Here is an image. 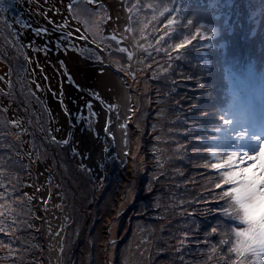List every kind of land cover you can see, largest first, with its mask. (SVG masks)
<instances>
[{
  "label": "trees",
  "instance_id": "1",
  "mask_svg": "<svg viewBox=\"0 0 264 264\" xmlns=\"http://www.w3.org/2000/svg\"><path fill=\"white\" fill-rule=\"evenodd\" d=\"M189 1L196 4H186L180 21L164 26L167 37L159 34L150 40L151 27L145 26L142 34L149 38L147 44L154 45L143 54L144 62L134 76L124 70L128 50L117 39L104 36V27L93 41L90 19L93 16V22L101 25L103 7L94 9L88 0H71L64 6L68 16L71 12L78 18L70 17L65 24L74 25L88 43L76 50L121 76L128 94L123 160L114 148L109 155L111 147L104 144L105 172H93L80 162L69 112V127H58L40 100L44 91L32 63L47 57L43 43L28 50L25 42L36 39L37 33L24 35L29 25L16 0H4L0 64L7 66V73L0 75V264L51 263L53 207L71 219L62 231L63 264H96V260L126 264V247L137 235L149 250L148 264H231L235 254L228 249L234 235L220 211L228 198H220L221 189L215 187L220 177L204 165L210 159V142L220 134L215 127H224L221 112L228 115L239 101L238 91L251 89V80L258 78L255 87L264 88V6L261 2L262 10L256 9L259 0H220L222 6L237 3L239 14H233L237 17H255L256 31L235 34L234 30L227 39L202 28L201 35L192 39L199 24L220 28L226 18L211 10L210 19L203 20L200 7L214 8L212 0ZM165 3L181 9L171 0ZM166 15L169 19L177 14ZM187 19L193 25L183 26ZM131 26L136 32L133 19ZM205 34L209 39L201 38ZM185 37L191 43L174 50ZM106 42L107 48L102 46ZM153 50L159 57L151 58ZM10 104L18 112L12 118ZM42 176L47 177L45 187L40 186ZM149 180L153 183L147 188ZM107 202L110 206L105 209ZM101 228L105 241L99 255L100 244L96 247L93 236Z\"/></svg>",
  "mask_w": 264,
  "mask_h": 264
},
{
  "label": "rangeland",
  "instance_id": "2",
  "mask_svg": "<svg viewBox=\"0 0 264 264\" xmlns=\"http://www.w3.org/2000/svg\"><path fill=\"white\" fill-rule=\"evenodd\" d=\"M69 1L71 0H16V3L23 21L29 25L24 29V35L33 34L34 32L39 33L35 37L36 39L25 42L26 47L31 51V45L38 47V41H41L47 55L44 60L39 61L37 64L32 63L34 72L40 80V82L37 81V84L44 91L40 96V100L54 116L58 127L67 129L70 120L66 110L71 114L81 164L92 169L93 172L98 170L105 172L103 168L106 157L103 158L102 156V151L104 154L102 148L104 144L108 143V146L111 147L109 155L113 156L114 148L116 151L114 154H117L123 160V152L126 147L124 125L125 119L129 115L128 94L121 76H117L113 70L102 62L84 59L81 56L82 54L76 50L77 48H86L84 46L86 44L88 46V43L85 41V37L72 27L74 25L65 24V22L71 21V18L78 19L71 12H69V16L67 15L64 6ZM165 1L127 0V6L125 7L124 0H88L90 7L94 9L103 7L104 9V11H101V18H99L101 25L99 22H93V16L90 19L93 24V31L91 32L93 41L98 39L100 30L104 27L102 31L104 36L109 39H117V42L128 50L125 59L128 66L124 70L127 74L134 76L135 71L144 62L143 54L150 50L149 46L154 45L153 41L150 45L147 44L149 38L151 40L159 34L160 38L167 37L163 28L167 25L168 17L167 15L163 16L166 13L165 8L170 9V7ZM261 2L264 6V0H259L255 4L256 9L262 10L259 5ZM171 3L181 7V18L186 4L188 3L192 7L195 2L185 0V4H183V0H171ZM211 4L214 7L212 9L206 8L204 4L200 7L202 8L200 10V13L203 14L202 19H210V13H214L211 10H214L221 14L219 18H226V24L220 28L212 27L216 29V33L210 32V34L217 37L223 35L229 39L233 37L234 30L235 34L240 32L248 34L253 29L256 31L257 24L253 20L255 17L248 20L233 15L239 14L237 3L235 7L234 5L222 6L220 0H212ZM235 17L238 21L232 19ZM131 19L134 20L135 25H138L136 32L131 26ZM237 23L240 27L246 26L241 29ZM146 25L151 27L148 34L149 38L144 37L145 35L142 34L145 32ZM94 26L97 27L96 31ZM61 29H63L62 35ZM86 37L91 39L89 35H86ZM107 43H103L102 46L107 48ZM151 54H153L151 58L159 57V55L154 54V50L151 51ZM6 73L7 66L0 64V75L6 77ZM69 78H71V83ZM235 92H237V89ZM237 95L240 100L230 111L228 118L239 121L237 128L247 127L250 133L259 132L264 134V116L262 115L264 112V90L258 93L256 88L249 92H241L240 90ZM9 110L11 118L18 115L13 104L9 105ZM89 116L93 119L88 120ZM233 140L234 133L226 138L225 133L222 132L212 139L210 148L219 146L222 150L229 149ZM155 173H151L150 180H152ZM45 179L47 177L42 176L40 178L41 187L46 186ZM150 180L147 188L153 183ZM96 184H99V180ZM46 195L45 191L44 197ZM109 206V202L105 203V209H108ZM50 214L53 223L52 233L48 237L50 264H63L60 252L62 231L64 224L70 222L71 219L67 220L54 207L50 209ZM93 239H95L96 247L100 244L98 249L100 255L103 250L101 244L105 241L102 228L98 229ZM126 248L127 253L124 256L126 264H148L149 250L140 235L135 236L131 245ZM95 262L100 264L98 260Z\"/></svg>",
  "mask_w": 264,
  "mask_h": 264
},
{
  "label": "snow or ice",
  "instance_id": "3",
  "mask_svg": "<svg viewBox=\"0 0 264 264\" xmlns=\"http://www.w3.org/2000/svg\"><path fill=\"white\" fill-rule=\"evenodd\" d=\"M3 3L4 0H0V11L4 10ZM164 11L170 16L172 13L177 14L168 19V25L180 21L182 9L173 7L165 8ZM191 25L193 20L187 19L183 26ZM202 28L205 33H216L215 28L199 24L192 39L201 35ZM201 38L209 39L206 34ZM190 43L191 39L185 37L176 44L174 50L183 49ZM120 51L126 49L122 48ZM69 82H72L71 78ZM220 120L224 127L216 126L215 132L225 133L226 138L234 133V140L229 149L222 150L219 146L209 148L210 159L204 167L215 170L214 174L220 177L215 183V187L221 189L220 198H228L226 204L220 205V211L228 218L225 223H229L234 235L228 251L234 253L235 258H230V261L231 264H264V134L250 133L247 127L237 128L239 121L228 118L226 112H221ZM64 143L68 141L65 140ZM232 224L238 226L233 227ZM212 231L216 232V229L213 228ZM220 242L229 243L227 240Z\"/></svg>",
  "mask_w": 264,
  "mask_h": 264
},
{
  "label": "bare ground",
  "instance_id": "4",
  "mask_svg": "<svg viewBox=\"0 0 264 264\" xmlns=\"http://www.w3.org/2000/svg\"><path fill=\"white\" fill-rule=\"evenodd\" d=\"M260 129H261V126H260Z\"/></svg>",
  "mask_w": 264,
  "mask_h": 264
}]
</instances>
